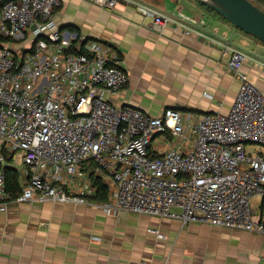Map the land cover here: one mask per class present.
I'll return each instance as SVG.
<instances>
[{"label":"built area","instance_id":"built-area-1","mask_svg":"<svg viewBox=\"0 0 264 264\" xmlns=\"http://www.w3.org/2000/svg\"><path fill=\"white\" fill-rule=\"evenodd\" d=\"M85 1L106 10L118 2ZM60 5H0V212L10 200L89 204L97 190L92 174L108 194L92 203L108 214L264 235V95L241 72L245 56L233 51L227 60L238 89L226 114L166 108L150 116L112 102L128 82L117 52L84 38L72 47L53 18ZM136 9L156 30L170 23ZM176 17L203 25L181 12ZM158 137L171 145L158 150ZM253 146L262 150H247ZM6 168L17 172L14 199L5 190Z\"/></svg>","mask_w":264,"mask_h":264},{"label":"crops","instance_id":"crops-1","mask_svg":"<svg viewBox=\"0 0 264 264\" xmlns=\"http://www.w3.org/2000/svg\"><path fill=\"white\" fill-rule=\"evenodd\" d=\"M60 1L53 18L72 47L84 38L117 52L128 82L111 97L115 105L150 116L166 108L226 114L238 89L227 68L233 51L245 56L241 72L264 95V43L193 0H118L112 10L85 0ZM137 6L170 23L154 29ZM177 12L203 25L181 21ZM165 140L156 138L155 147L166 150L171 140ZM90 203L10 200L0 212V264H264V235L123 211L113 215Z\"/></svg>","mask_w":264,"mask_h":264},{"label":"water","instance_id":"water-1","mask_svg":"<svg viewBox=\"0 0 264 264\" xmlns=\"http://www.w3.org/2000/svg\"><path fill=\"white\" fill-rule=\"evenodd\" d=\"M193 1L208 8L244 34L264 43V8L252 0Z\"/></svg>","mask_w":264,"mask_h":264},{"label":"trees","instance_id":"trees-1","mask_svg":"<svg viewBox=\"0 0 264 264\" xmlns=\"http://www.w3.org/2000/svg\"><path fill=\"white\" fill-rule=\"evenodd\" d=\"M10 0H0V5L5 4ZM257 6L264 8V0H255L253 1ZM201 5V4H199ZM202 6V5H201ZM207 11L212 12L208 8L202 6ZM214 13V12H213ZM257 40V39H256ZM5 190L10 195L11 199L16 198L20 193V187L17 180V172L11 168L5 169ZM91 179L93 185L97 188L95 196L92 198V201L97 203H102L107 200V185L103 183L100 178H96L91 174Z\"/></svg>","mask_w":264,"mask_h":264},{"label":"rangeland","instance_id":"rangeland-1","mask_svg":"<svg viewBox=\"0 0 264 264\" xmlns=\"http://www.w3.org/2000/svg\"><path fill=\"white\" fill-rule=\"evenodd\" d=\"M146 1L150 2V1H152V0H146ZM252 1H255V0H252ZM210 13H213V12H210ZM214 14H215V13H214ZM215 15H216V14H215ZM247 150H249V151H257V150H260V151H261L262 149H261V147L253 146V147H248ZM12 163H13V162H12ZM14 164H15V161H14ZM15 167L18 168L17 166H15ZM251 203L254 204L255 201L252 200Z\"/></svg>","mask_w":264,"mask_h":264}]
</instances>
